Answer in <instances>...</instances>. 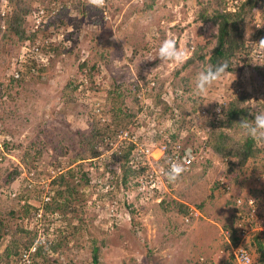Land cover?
I'll list each match as a JSON object with an SVG mask.
<instances>
[{
  "label": "trees",
  "instance_id": "1",
  "mask_svg": "<svg viewBox=\"0 0 264 264\" xmlns=\"http://www.w3.org/2000/svg\"><path fill=\"white\" fill-rule=\"evenodd\" d=\"M156 1L144 0L140 6L137 5L139 3L131 5L130 15L135 14V18L146 15L151 17L159 8L155 7ZM128 2L129 0H105L102 8H96L89 4V0H0V138L4 136L2 144L0 143V264L19 263L23 250H28L33 241L35 244L39 234L44 236V244L41 242L35 244L37 251L31 254V259L33 264L46 263L50 253H64L62 246L67 245L69 240L66 234L70 235L75 231L89 233L93 230V219L83 216V207L78 203L81 197L80 188L97 189V183H92L90 174L94 173L96 181L101 180L105 178L103 176L107 169L101 166L98 160L87 163L83 161L99 157L100 143H103L104 138L114 139L118 129L127 130L130 134L139 129L141 125L137 124L140 120L138 115L146 107V114L152 116L154 113L151 109L152 103L163 105L165 112L180 110L179 115H182L183 124L173 123L175 130L171 126L165 130V134L170 136L172 141L176 140L179 132L183 130L185 119L196 110L192 109L189 111L190 114H187L186 105L189 97L182 99L181 96L182 102L180 105L177 104L179 90L183 94L190 92L188 84L191 75L188 71L196 75L209 66L215 67L226 63L227 70L223 76L240 77L244 71H249L261 77L264 83V64L258 63L264 62V49L255 44L264 38V26L258 29L251 15L253 9L264 6V0H195L197 7L192 13L191 23L186 25L177 23L170 28V32L176 37L175 43L178 48L181 35L186 29L192 25L197 28L203 25L208 29L204 35L206 42L202 43L197 37H190L187 43L190 56L178 63L173 68L172 77L169 80L167 78L168 81H162L161 85L157 83L159 73H156L154 79L152 77L147 79L141 72L142 67H138L136 68L138 79L130 77V86L122 89V83L118 80L127 78L128 75L126 71L117 76L112 74L116 58L131 50L133 55L127 60L132 64L140 42L135 40L130 43L129 40L121 44L117 38L111 39L112 33L105 34L103 31L109 29L105 15L116 16ZM176 3L178 4L177 1ZM53 4L56 5V14L52 11L55 9L52 7ZM162 7H165L164 4ZM37 8H44L49 15L45 14L44 19L36 25L33 12ZM161 19L167 20V16H158V20ZM124 24L125 21L117 30H122ZM149 24H153L152 20H149ZM66 30L71 37L75 32H79L78 37L70 38L68 48L64 42L69 39L64 37L62 41H55L59 35L66 36ZM158 31L160 37L156 40L164 41L167 37L165 31L160 28ZM152 41L154 42V39ZM148 45L144 44L141 52L149 51L151 45ZM25 48H28L29 52L22 58L20 51ZM104 48H108L109 52L103 51ZM35 49L38 50L37 53H34ZM62 53L69 58L70 65L78 62L76 70L79 77H68L66 85L51 98H47L45 93H36L34 88H28L30 82H40L47 74L54 75L51 72L52 62ZM38 57L46 58V62L43 63ZM160 61L158 56L143 67L145 69L155 66ZM168 62L173 61H166ZM163 66L165 67V64ZM179 76L177 85L174 79ZM104 82L108 85L105 93L102 89ZM233 88L237 92L235 93L233 89L235 95L232 100L228 104L220 105L222 110L218 118L215 119L216 117L212 115L209 119H203L201 125L210 130L211 155L224 166L225 172L236 173L235 179L241 176L246 179L250 175L248 180L256 181L264 176V143L247 138L234 123L241 117L252 119L255 111L263 112L264 102L260 103L259 98L251 102V94L245 91L241 80L240 84H235ZM164 96L176 97V100L166 104L162 101ZM29 97L38 99L40 103L33 99L28 100ZM127 98L132 100L129 107L125 103ZM144 98L149 99L148 104L144 103ZM104 100L111 102L105 109ZM51 102L55 104L52 105ZM63 104L81 106L80 110L75 109L79 110L77 113L73 110L72 114L75 112L77 116L85 115L90 135L80 128L70 130L68 133L46 132L45 126L48 123L46 114L55 117ZM221 115L223 119L219 118ZM20 119L25 121L22 125L29 124L30 120H34V124L27 137L16 142L17 137L13 132L17 130L16 123L20 122ZM66 126L68 129L71 128L69 125ZM114 127L115 130L111 129ZM31 138H35L33 143H29ZM133 148L132 144L123 142L116 154H121L127 162L131 159ZM45 152H48L47 156L50 157L47 162L43 160ZM63 163L67 166L64 173L48 183V192L54 191V194L50 196L49 201L43 202L44 191L41 183L48 177L45 176L43 167L45 164L59 167ZM135 174L140 176L143 171ZM187 177L182 175L179 181L168 182L170 188L188 180V184L174 191L178 200L164 199L159 204V209L165 214L167 225L172 219L171 214L175 217L187 215L189 203L184 200L189 199L188 191L195 184L194 180L202 178L203 175ZM109 182L114 183L111 176ZM252 185L250 195L256 201L264 198V191L258 190L254 182ZM214 190H219V195L225 194L219 182L214 183ZM108 195L111 198L115 197L111 191ZM211 197L214 199L213 194ZM191 205L203 211L201 201L191 202ZM235 205L234 197L225 202L226 209H233ZM66 215L76 220L73 226L66 222ZM223 229L229 231L230 241L236 246L239 238L235 235V229L228 224H224ZM132 235L136 241L134 232ZM105 238L92 241V264H99L98 252L100 247L105 246ZM73 247L75 246L65 249L66 255L68 252L71 253ZM245 247L249 253L258 257V264H264V233H251L249 243ZM80 248L78 245L75 247ZM219 248L226 252L230 250L225 240ZM160 250L162 247L157 249L142 246V254L146 258L144 264H156V261H152V256ZM69 260V264H86L84 261L75 263L71 257ZM192 262V258L185 259V264ZM223 262L235 264L233 256L224 259ZM194 264L211 263L196 261Z\"/></svg>",
  "mask_w": 264,
  "mask_h": 264
},
{
  "label": "rangeland",
  "instance_id": "2",
  "mask_svg": "<svg viewBox=\"0 0 264 264\" xmlns=\"http://www.w3.org/2000/svg\"><path fill=\"white\" fill-rule=\"evenodd\" d=\"M142 1L144 0H129L128 3L123 5V8L116 16L112 17L109 16V14L105 15L107 17L106 25L109 27V29L103 31V33H112L111 39L117 38L121 44L129 40H131L130 43L135 42V40L140 42L139 49L132 64H130L127 60V58L133 55L131 50H127L126 53L116 58V63L113 66L114 68L112 74L117 76L118 74L126 71L128 75L127 78H121L118 80L119 83H122V89H126L130 86V77H132V79L134 77L138 79L136 75V68L138 67H142L141 72L147 77V79H151V77L154 79L156 73H159L157 83L160 85L172 77L173 68L180 62L173 61L172 63H166V61L161 60L155 66L146 67L145 69L143 66L152 62L156 57L159 56V49L163 42V40H156L160 37L158 31L159 28L165 31L167 36L165 40H171L173 38V41H175L176 37L170 32V28L177 23H180L181 25L191 23L192 13L197 7L195 0H157L155 7L157 6L159 8L154 11L151 17L146 15L135 18V14L130 15V6L136 3H139L137 5L140 6ZM163 4L165 7H162ZM162 15L167 16V20H158V16ZM251 15L254 19L255 26H257L258 29H262L264 26V6L261 5L258 8L253 9ZM149 20H152L153 24L150 25ZM123 21H125V24L122 26L123 29L117 30V27L121 25ZM69 30L71 31L72 27L69 28ZM207 31L208 29L206 26L202 25L201 28H197L192 25L189 29H186L182 33L179 40L178 49L182 51L187 50V54L184 59L190 56V48L187 46L188 39L190 37H197L198 40H200L202 43H205L206 39H204V35L207 33ZM63 35L65 38L69 39L68 41L66 40L64 42V45L68 48L70 47V38L75 39L79 36V32H75V34L71 37L66 30V36L65 34ZM61 39L62 38H60L59 35L55 41H62ZM152 39H154V42ZM144 44L151 45H148L150 47L149 51L141 52V48ZM103 51L109 52V49L104 48ZM84 55L86 56L87 54ZM84 55H82V58H84ZM38 58L43 61V63L46 62V58ZM68 61L69 58L67 56H65L63 53L60 54L59 58L57 60H53L51 65V72L54 75L47 74L42 81L30 82L27 87L34 88L36 93H45L47 98H51L57 91L61 89L62 86L64 87L66 85L68 77H79V73L76 70L78 62H74L70 65ZM258 63L260 65L264 64L262 61H258ZM164 64L165 67L163 66ZM188 73L191 75V80L188 84L190 92L183 94L179 90L177 104H181V96H183L182 99L189 97L190 100L186 105L187 114H190L189 111L196 108L194 114H192L195 120L192 116H190L191 114L187 116L183 129L189 131V141L192 146L195 147L200 153H197L198 158L195 161L191 172L185 175L188 176L187 178H190L193 175L196 176L202 174L203 177L194 180L195 184L192 186L191 190L188 191L189 199L184 201L189 203L188 208H195L193 205H191V202L195 201L198 203L201 201V204L203 205V211L196 208L200 213V216L192 217L188 225H183L181 220L182 216L175 217L173 216L174 214H171L172 219L169 225H167L165 223V214H163L161 209H159V204L162 203L164 199H166V201H170L172 199L178 200L179 198H177L174 191H177L179 188H182L188 184V180L182 182V184L173 185L170 188L168 187L166 191L167 194L163 195V198L156 197V199L147 201L148 197L146 195L144 197V201H140V197H138L133 199L135 203L128 200H126L127 203L119 202L120 214L118 213V215L115 217L111 216V218H109V212L104 211V207L101 209H96L97 204L94 202L95 196L98 195L96 197L97 201L103 202L104 199L101 197V190L98 191L96 188H93L92 190L80 188L81 197L78 200V203H80L83 207V216L87 217L88 219H93V230L89 233L87 231H75L73 234H66L65 236L68 237L69 240L67 245L63 244L62 246L64 253H50L49 257L46 258V263L43 262L42 264H69L70 257L75 263L84 261L86 264H92V241L105 237V246L101 248L99 245H96L97 247H100L98 252V258L100 260L99 264H144L146 258L142 254V246L157 249L162 247V250L155 252L152 256V261H156V264H185L186 258L193 259V262L190 264H194L196 261H207L211 264H223L222 261L226 258L227 252L220 250L219 248L222 241L224 242L221 231L224 230V224L233 225L234 227V225L237 224V220L234 215V212L236 211L231 208H225V202L229 199L228 195L226 193L219 195V190H214V183L227 182L229 185L233 186V193L236 194L237 192L238 194V192H246V190L252 186L253 182L255 185L258 184V182L248 180L250 175H248L246 179L243 176L240 178L237 177V179H235L236 173H226L224 166L211 155V149L209 147L210 130L206 126L202 127L201 124L199 127H197L192 122H201L200 119H198V117L201 115V108L205 109L211 106L216 107L221 104H228L230 100H232L233 95H235L237 92L233 86L235 84L238 85V83L240 84V80L243 83L245 91L251 94L252 100L250 101L254 102L253 99L259 98L260 103H263L264 83L262 78L258 75L249 71H244L240 77L233 75L221 77V79L216 81L208 88L206 93L203 95H197L194 92L195 77L197 74L193 75L192 71H188ZM179 79L180 76L174 79L175 84L178 85ZM102 89L104 93L107 91V83L104 82ZM233 89L235 90V93ZM175 98L176 97L172 98L171 96H164L162 101H164L163 103L170 104L176 100ZM32 99L38 104L40 103V101H38L36 98H28L30 101H32ZM125 103L129 107L132 105V100L127 98ZM54 104L55 103H52V105ZM110 104L111 102L104 100V109L105 107L110 106ZM79 107L81 106L63 104L61 110H57L55 117L51 114H46L45 117H47L46 119L48 121L47 125L45 126L46 132L53 134L56 132L68 133L70 130L73 131L80 128L84 131V133L90 135L91 132L85 120V115L77 116L75 112L72 114V111L77 108L79 109ZM152 107H154L156 111L152 116L154 125L164 126L170 124L172 129L175 130L176 127L173 125V123L183 124L181 118L182 115H179L180 110H177L180 117L178 119L173 118L172 114L168 110L166 112L163 111V105L161 104L156 105L152 103ZM78 111H76V113ZM257 112L259 111H255L254 113L256 114ZM20 120V122L16 123L17 130L13 132L17 137L15 138L16 142H19V140L23 141V139H25V137H27L29 134V131L32 129L34 124V120H30L29 124L25 125L24 123V125H22V123L25 121L23 119ZM172 120H174V122ZM151 123L152 120L150 122L149 120H145L143 122V126L150 127ZM66 125H69L71 128L68 129V126ZM136 133L139 134L140 132ZM2 139H4V136H1L0 143ZM34 141L35 138H31L29 143H33ZM56 144L59 146L57 142ZM47 153L48 152H45L43 157L45 162L50 160V157L47 156ZM48 166L45 164L43 169L46 170ZM59 167H62V169L67 168L66 163H63V165ZM254 168H256V166ZM91 175V179L94 180V173ZM124 175L127 176L128 173L122 174L119 180L114 179V185H119V182L117 181L122 180ZM103 177L110 178V176L108 174L105 175V173ZM127 179L130 181L129 178ZM103 183L104 179H101V185ZM116 189L118 192H120L119 188L116 187ZM128 189H132V187H128ZM127 192L132 195V191ZM211 194H213L214 199L211 197ZM24 196L26 195L24 194ZM118 196L119 193L116 194L115 198ZM128 202L131 205V209L128 206ZM92 204L95 206H92ZM114 208L118 211L117 205H115ZM66 218V222L69 225L73 226V224L76 223V220L73 219L72 216L66 215ZM29 228H31V226H29ZM132 232L135 234L136 241L134 240ZM56 236L57 235L55 234V237ZM76 245L81 246V248L75 249ZM70 246L75 247H73L70 254L68 252L66 255L65 249L69 248ZM216 261L217 263H215ZM37 264L39 263L37 262Z\"/></svg>",
  "mask_w": 264,
  "mask_h": 264
},
{
  "label": "built area",
  "instance_id": "3",
  "mask_svg": "<svg viewBox=\"0 0 264 264\" xmlns=\"http://www.w3.org/2000/svg\"><path fill=\"white\" fill-rule=\"evenodd\" d=\"M52 7L55 8L52 9V11H54L53 14H56V5L53 4ZM45 14L48 16L49 12H47L44 8H37L34 10L33 18L35 19L36 25L42 19H44ZM60 38H64V36L60 35ZM34 51V53H37L38 50L35 49ZM27 52H29V49L25 48L23 50L22 58H24L23 56ZM15 77H17V74H15ZM152 85L153 83L150 84V86ZM144 103L148 104L149 99L144 98ZM218 108L220 109L219 113L216 111ZM151 109L154 110L152 105ZM145 110L146 107H144L143 111L141 112L142 115H138L140 120L137 124L140 123L141 125V122L144 119H151V117L146 114ZM221 110L222 108L220 105L216 107H207L205 109L201 108V115L198 117V119H200L202 122L203 119H209L212 117V115H214L216 117L215 119H217L218 115L221 113ZM191 116L194 118L193 115ZM173 117L178 118L177 110H174ZM201 122L197 123L193 121L192 123L199 127ZM151 126L148 128V131L144 129L143 126H140L139 129H137L133 134H130L127 130L118 129L116 131L115 138L111 140L106 139L103 146V148L106 149V154H112L113 158L118 157L116 155H121L116 154V151L120 148V145L123 142L132 144L134 146L131 159L129 161V166L136 172L143 171V174H141L136 179V182L139 186L138 191L144 195H147L148 198L155 192L163 194L167 191L168 180L165 176V173L168 171L171 162L174 161L182 163L186 169L183 173L185 174L191 170L197 156V153L193 147L185 146L182 143L187 131H182L179 138L172 141L170 136L165 134V130L168 126H171L170 124L164 126L161 125L155 129L153 128V125ZM136 132L140 133L137 134ZM116 165L118 166V163H114L111 167L114 168ZM61 173L62 169L60 168H55L52 166H48L46 168L45 176L48 177H45L41 183L42 190L44 191L42 193L43 202L49 201V198L52 195L50 192H48V183ZM258 182L264 183V176L258 179ZM220 185L223 190H226L227 192L231 191V187L227 182H220ZM237 204L238 206L246 205V208L244 209V212L239 213V220L236 225V237L239 238V242L236 246H233L228 241L230 250L227 252V256H233L236 264H253V259L245 245L249 243L251 233H264V212H260V207L256 204L255 198L251 196L239 197L237 199ZM108 212L110 216L116 215V211L113 206L109 208ZM198 215L199 214L196 210L190 209L188 215L183 218L184 224H188L192 217H197ZM39 216L40 215H38V217ZM38 242L44 244V236L42 234L37 236L35 244ZM35 244H31L28 247L29 249L27 248L28 250H23L22 259L17 264H33L31 254L36 250Z\"/></svg>",
  "mask_w": 264,
  "mask_h": 264
},
{
  "label": "clouds",
  "instance_id": "4",
  "mask_svg": "<svg viewBox=\"0 0 264 264\" xmlns=\"http://www.w3.org/2000/svg\"><path fill=\"white\" fill-rule=\"evenodd\" d=\"M89 4L91 6H93V7H96V8H102L104 6V4H105V0H89ZM255 44L259 48L264 49V38H261L259 40V42L255 43ZM20 54L23 55V51H20ZM186 54H187V50H183L182 51V50L178 49L176 47L175 41H173V40H164L162 42L161 46H160V49H159V57H160V59L162 61L181 62V61L184 60ZM226 70H227V64L226 63H222V64L216 65L215 67L209 66L206 70L198 72L196 77H195V89H194L195 94L203 95L204 93H206L208 91V88L211 85H213L216 81L221 79V77L225 74ZM150 87H152V86H150ZM174 110H177V109H173V110L169 111L172 114V116H173ZM153 111H154V114H155V112H156L155 108H154ZM216 111L219 113L220 109L218 108ZM152 116H150L151 119L149 120V122L152 120L151 125H153V128L154 129L158 128L160 125L156 126V125L153 124L154 121H153V117ZM177 117H178V119L180 118L179 115H178V112H177ZM219 118L223 119L224 117H223V115H221V116H219ZM85 120L87 122L86 117H85ZM145 120L146 119H144L141 122V127L144 125L143 122ZM87 124H88V122H87ZM234 124H236L239 127V129L242 131L244 136H246L247 138H251L252 140H254V141L258 142V143H264V112H257L252 119H249L247 117H241L240 120L238 122L234 123ZM148 128L149 127H146V126L144 127V129H146V130H148ZM111 129L115 130V127L111 128ZM182 131H187V130L183 129ZM181 132H179V135H178L177 138H179ZM197 136H199V135H197ZM106 139H108V138H104L103 139V143H100V146H99V150L101 151L100 156L95 158V159H92V160H85L83 162L87 163V162H92V161L98 160L99 164L107 169L106 172H105V175L108 174L109 176H111L112 180H114V179L115 180H119L121 178L120 176H122V174L128 173L127 176L124 175L122 180L117 181V182H119V185H117V184L114 185V183L112 184L111 182H109V178L108 177L104 178V183L101 185V180L98 179L96 181L95 180L96 176L94 175L95 179L93 180L92 183H97V186H98L97 190L98 191L101 190V194L103 195L102 197L104 198L103 202L102 201L100 202V201H97V199H96V197L98 195L95 196L94 202L97 204L96 209H101V208L104 207V211H108L110 207H112V206L114 207L115 205H117L118 206V211L114 208L115 211H116V215H114L113 217H115V216L118 215V213L120 214V212H119V202H126V200H128V201H132V202L135 203V201L133 199H136L138 197H140V201L141 200L144 201V197L146 195H144L143 193H140L138 191V187L139 186H138V183L136 182V179L139 176L137 174H135V173H138V172H136V171L131 169V167L129 166V161L130 160H128L126 162L125 159L121 155H116L118 157H114L113 158L112 154H110V155L106 154V149L103 148ZM108 140H111V139H108ZM189 140H190V133H189V131H187L186 132V136H184V139H183L182 143L185 146L193 147ZM193 148L195 149L196 153L199 152L195 147H193ZM197 158H198V154L196 156L195 161L197 160ZM195 161H194V163H195ZM114 163H118V166L116 165V167L113 168L111 166ZM194 163H193V165H194ZM193 165H192V167H193ZM49 166L55 167L53 165H49ZM55 168L62 169V167H55ZM65 170H66V168L62 169V173H64ZM185 170L186 169H185V167H184V165L182 163H178V162H174L173 161V162L170 163L169 169L165 173V176H166L168 182L175 183V182L180 180L182 175H185V174H188V173L191 172V170H190L188 173L183 174L185 172ZM90 176H92V175L90 174ZM127 178H129L130 181ZM122 181H124V184H122ZM256 182H258V179L256 180ZM257 185H258L259 188L257 187ZM252 186L249 189H247L246 192H243V193L238 192V194H237V192H236V194L233 193V186L232 185H230V187H231V191L230 192H227L226 190H224L225 193L228 195V198H229L228 201L232 197L236 198V205L234 206L233 210L236 211V212H234V215H235V218H236L237 222L239 220V213L240 212H244V209L246 208V205L238 206L237 199L239 197L251 196L250 195V190L252 189ZM116 187L119 188L120 192H118ZM128 187H132V189H128ZM256 187H257L258 190L262 189V191H264V183L258 182V184H256ZM110 191L113 192L115 196H116L117 193H119V196L117 198H115V197L111 198L108 195V192H110ZM127 191H132V195L129 194ZM51 194L53 195L54 191H52ZM165 194H167V193L165 192L163 194H160L159 192H155L152 196H150L147 199V201L152 200V199H156V197L163 198V195H165ZM256 204L260 207V212H263V210H264V198H262L260 200H257ZM92 206H95V205L92 204ZM128 206L131 209V205H130L129 202H128ZM132 206H133V204H132ZM190 209H194V210H196L198 212L197 209H195L193 207H189L188 208V213H189ZM198 214H199L198 215V217H199L200 213L198 212ZM187 215H183L182 218H181L183 225H188L189 224V223L188 224H184V222H183V218H185ZM109 218H111L110 215H109ZM127 219H128V217H127ZM236 225L237 224H235L234 227H233V225H230V227H233L235 229V231H236ZM221 233H222V236H223L224 240L227 241V243H228V241L231 243L230 238L228 236L229 231L228 230H222ZM235 235H236V232H235ZM33 242L30 243V245L33 244ZM36 251H37V249H36ZM249 254L251 255V257L253 259V264H257L258 263V257L256 255L251 254V253H249ZM226 258H228L227 253H226Z\"/></svg>",
  "mask_w": 264,
  "mask_h": 264
},
{
  "label": "crops",
  "instance_id": "5",
  "mask_svg": "<svg viewBox=\"0 0 264 264\" xmlns=\"http://www.w3.org/2000/svg\"><path fill=\"white\" fill-rule=\"evenodd\" d=\"M218 260V259H217ZM215 263H217V261L215 262ZM222 263L224 264V262L222 261ZM258 264V263H257Z\"/></svg>",
  "mask_w": 264,
  "mask_h": 264
}]
</instances>
